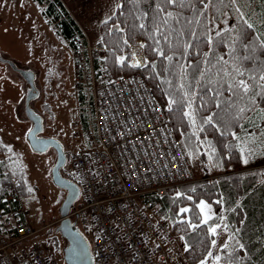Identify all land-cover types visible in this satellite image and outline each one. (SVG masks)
I'll use <instances>...</instances> for the list:
<instances>
[{"label": "trees", "instance_id": "obj_1", "mask_svg": "<svg viewBox=\"0 0 264 264\" xmlns=\"http://www.w3.org/2000/svg\"><path fill=\"white\" fill-rule=\"evenodd\" d=\"M38 1L45 4L44 14L65 40L72 42L76 33L83 32L62 0ZM119 1L113 15L102 24L101 43L109 48L105 64L107 62L110 74L117 76L136 69L128 59L121 64L120 53L128 47L127 41L142 38L147 62L139 69L167 112L176 135L191 155L200 156L204 162L211 158L219 173L218 177L207 173L163 195L151 194L150 200L162 216L170 219L175 234L183 236L189 262H200L209 253L215 239L211 227L226 211L229 239L220 250L221 261L224 264H264V166L246 167L241 150V137L254 130L249 118L253 121L264 109V103L259 97L255 98V104L247 98L238 100L225 90L227 85L224 84V80L232 79L224 76V72L232 73L234 65L247 70L244 77L236 76V79H247L251 74L256 76V81L250 80V84H264L259 80L264 72V45L261 43L264 42V0H252V10L256 12L253 18L241 15L237 4L229 0L219 3L217 0H186L183 7L165 3V0ZM225 13L232 15L233 25L211 36L210 16L220 22ZM248 13L251 14V10ZM245 20L254 27L247 28ZM240 32L245 35L244 43L251 44V48L233 43ZM168 56L172 59L168 60ZM245 56L254 59L242 63L236 59ZM198 72L204 74L197 75ZM217 89L220 95H216ZM231 101H235L237 107L251 109L242 114L239 125L232 118L236 109L226 106V102ZM190 106H194L195 124L189 115ZM208 116L213 117L212 124L202 123L201 118ZM81 122L84 127L88 124L82 109ZM205 145L209 146V155L204 153ZM0 151L7 153L0 159V196L14 180L19 181L23 197L33 194L19 155L2 143ZM70 179L79 183L76 175ZM201 200L213 206L214 214L207 222L201 215Z\"/></svg>", "mask_w": 264, "mask_h": 264}, {"label": "built area", "instance_id": "obj_2", "mask_svg": "<svg viewBox=\"0 0 264 264\" xmlns=\"http://www.w3.org/2000/svg\"><path fill=\"white\" fill-rule=\"evenodd\" d=\"M74 83L87 117V145L73 157L83 206L98 234L89 237L95 264H180L175 232L149 195L192 182L189 154L140 67L113 76L102 47L73 36ZM74 212H78L77 210ZM19 181L0 196V264H60L25 221ZM73 212H70V215ZM24 218V219H23Z\"/></svg>", "mask_w": 264, "mask_h": 264}, {"label": "rangeland", "instance_id": "obj_3", "mask_svg": "<svg viewBox=\"0 0 264 264\" xmlns=\"http://www.w3.org/2000/svg\"><path fill=\"white\" fill-rule=\"evenodd\" d=\"M62 1L90 43L101 46L107 59L109 48L101 43L102 24L113 15L120 1ZM236 4L243 15L248 14L251 18L256 16V12L252 10V0H236ZM45 8V4L38 0H0V142L19 155L34 190L33 194L23 198L25 221L40 229L38 238L46 252L54 254L60 264H66L63 259L66 240L57 228L61 219L60 208L67 196V190L52 179V169L58 157L57 150L53 146L45 150L36 149L30 144L28 136L34 127V121L27 109L25 93L28 83L17 70L22 68L36 74L35 84L39 95L30 102V108L42 116L40 136L54 138L61 143L67 157L61 174L69 179L74 178V154L88 142L83 132L81 107L74 83V51L71 42L58 34L56 25L44 14ZM250 10L251 14L248 13ZM233 23V17L229 13H225L220 22L210 16L211 36ZM127 43L128 47L120 53V57L128 59L130 63L134 58L142 56L144 65L147 62L144 40L139 38ZM105 65L108 68L107 62ZM188 111L194 115V106H190ZM253 121L254 130L241 137V150L244 149V159H248L245 164L248 168L264 166V144L261 143L264 136L260 132L264 128V119L257 115ZM249 150L252 152L250 156L247 155ZM187 152L197 178L204 177L207 173L211 177L219 176L211 158L204 162L200 156L191 155L189 150ZM204 153L209 155V146L205 145ZM14 177L12 175V179ZM78 185L80 194L70 210L73 212L71 219L77 222L83 233L94 237L98 234L97 228L90 223L86 211H79L84 198L81 195L82 185L80 182ZM199 206L203 220L208 221L214 214L212 204L201 200ZM76 210L79 213L77 218L74 212ZM226 214L224 211L220 221L211 227L216 228L215 244H212L209 251L211 255L208 253L200 262H189L183 236L175 234V249L180 264H201L202 261L205 264H224L215 257L221 256L220 250L229 239Z\"/></svg>", "mask_w": 264, "mask_h": 264}, {"label": "water", "instance_id": "obj_4", "mask_svg": "<svg viewBox=\"0 0 264 264\" xmlns=\"http://www.w3.org/2000/svg\"><path fill=\"white\" fill-rule=\"evenodd\" d=\"M19 72L23 74L25 70L19 69ZM31 98L27 99V109H30ZM42 129V118L39 117L34 121V127L29 133V141L33 148L45 150L50 146H53L57 150V161L52 169V179L60 187L67 190V196L60 208L61 219L58 226V231L61 236L66 240V245L63 248V259L66 264H95L93 254L91 252L90 242L84 233L71 222L70 207L74 204V201L79 197L80 189L72 179L66 178L61 174V168L66 162V154L60 142L54 138H47L40 136ZM79 213H77V216Z\"/></svg>", "mask_w": 264, "mask_h": 264}, {"label": "snow or ice", "instance_id": "obj_5", "mask_svg": "<svg viewBox=\"0 0 264 264\" xmlns=\"http://www.w3.org/2000/svg\"><path fill=\"white\" fill-rule=\"evenodd\" d=\"M186 2V0H165V3L168 4H177L181 7L184 6V3ZM197 2H200V0H197ZM217 2H222V0H217ZM229 3L231 4H235L236 0H229ZM237 11H239V9H236ZM197 15H199V10H197ZM243 15V14H241ZM168 16L171 17L172 13L169 12ZM165 23H167V20H165ZM243 23L247 26V28L251 29L254 27V24L248 23L247 20L243 21ZM141 28L144 27V25H140ZM192 35H195V33H192ZM220 33L217 32V36H219ZM244 39H245V35L243 32L238 33L236 39L233 41V43H240L244 48H251L252 45L248 44V43H244ZM209 43H211V39L209 38L208 40ZM262 45H264V42H261ZM190 46V45H189ZM157 51L159 52L160 55H164V53L162 51H160L159 49H157ZM168 60H171L172 57L168 56L166 57ZM124 59L125 58H121L120 62L121 64L124 63ZM222 59V58H221ZM236 59L240 60L241 63L244 60H250V59H254V57H250V56H245V57H237ZM203 63V62H202ZM133 67H140V62L137 61L135 64L132 65ZM246 69H242V67L240 65H234L233 67V72L229 73V72H224V76H231L232 79L231 81L229 80H224V84L227 85V88L225 90L230 91L233 93V95L238 99V100H245V98H247V100L253 104H255V98L259 97L260 102L264 103V84L261 83H256L254 84H250L249 81H256V76L255 75H248L247 79H236V76H240V77H244L246 75ZM203 72H198L197 75H203ZM260 81H264V72H262V74L259 77ZM209 83H211V81H209ZM181 87H183V85H181ZM216 95H220L219 90H216ZM217 107H220V105H216ZM226 106L230 109H236V111L233 113L232 118L233 120H235L237 122V125H239L240 120L242 119V114H244L246 111H251V109L247 108V106L244 107H237V104L235 101H231V102H226ZM190 118L192 120V123L195 124L196 120L195 117L192 114H189ZM218 115V114H217ZM258 115L260 116L261 119H264V109L261 110L260 113H258ZM202 123H207V124H212L213 122V117L212 116H208L207 118H201ZM249 123H254L251 118H249ZM261 135L264 136V128L260 129ZM233 135H235V133H233ZM262 144H264V141H261ZM242 151H244V149H242ZM247 155L250 156L252 155L251 150H249L247 152ZM243 162L245 164L248 163V159L245 158L243 160ZM29 191H31V189H29ZM181 211L186 212L188 211V209H182ZM207 222V221H205ZM193 228H195V225H192ZM212 233L215 235L216 234V228H212L211 229ZM213 244H215V240L212 241ZM241 248H243V245H240ZM209 255H211V253H209ZM216 260H219L220 257L217 256L215 257ZM201 264H205L204 261L201 262Z\"/></svg>", "mask_w": 264, "mask_h": 264}, {"label": "flooded vegetation", "instance_id": "obj_6", "mask_svg": "<svg viewBox=\"0 0 264 264\" xmlns=\"http://www.w3.org/2000/svg\"><path fill=\"white\" fill-rule=\"evenodd\" d=\"M19 69H22V68H19ZM24 70V69H23ZM18 72H19V70H18ZM25 72H26V74L27 75H25V73L23 74L22 72H19L23 77H25V79H26V81H27V83H28V90H27V96H26V99H28L29 97L31 98V101L34 99V98H36L38 95H39V92H38V89H37V87H36V81H35V78H36V74L35 73H33L32 71H30V70H26L25 69ZM30 101V102H31ZM28 114H29V116L33 119V121H35V120H37L39 117H41L42 118V116H41V114L39 113V112H37V111H35L34 109H29L28 110ZM40 134V133H39ZM66 161H67V158H66ZM66 163V162H65ZM65 165V164H64ZM79 186V185H78ZM79 189H80V187H79ZM81 195H82V193H81ZM75 203V202H74ZM74 205V204H73ZM73 205L70 207V210H71V208L73 207ZM77 217H79V215L77 216V213H76V218ZM69 218H70V220H71V222L72 223H74L75 224V226L77 225L76 223V221H72V219H71V215L69 216ZM79 228V227H78Z\"/></svg>", "mask_w": 264, "mask_h": 264}, {"label": "crops", "instance_id": "obj_7", "mask_svg": "<svg viewBox=\"0 0 264 264\" xmlns=\"http://www.w3.org/2000/svg\"><path fill=\"white\" fill-rule=\"evenodd\" d=\"M26 96H27V91H26ZM82 123V122H81ZM1 143V142H0ZM7 156V153L6 152H3V151H0V159H3ZM24 198V197H23Z\"/></svg>", "mask_w": 264, "mask_h": 264}]
</instances>
